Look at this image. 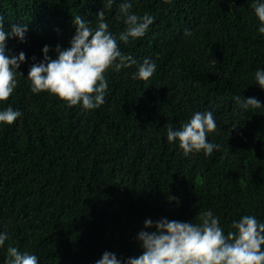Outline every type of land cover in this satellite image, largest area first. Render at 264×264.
<instances>
[{
  "label": "trees",
  "instance_id": "16d2710c",
  "mask_svg": "<svg viewBox=\"0 0 264 264\" xmlns=\"http://www.w3.org/2000/svg\"><path fill=\"white\" fill-rule=\"evenodd\" d=\"M119 2L0 0L5 29L27 25L23 41L5 44L25 60L0 101L21 112L0 122V230L9 233L0 264L9 243L35 253L38 264H94L105 250L138 256L145 218L185 221L211 208L225 231L242 214L264 220V110L233 100L255 96L264 108L253 79L264 67V34L250 0H132L131 10L153 22L143 36L117 43L137 62L154 60L149 78H133L134 64L106 68L105 102L83 111L47 90L31 92L25 77L42 46L54 58L55 45L66 47L75 31L74 17L94 26L98 10L118 33ZM205 109L216 121L206 139L220 148L184 156L166 129Z\"/></svg>",
  "mask_w": 264,
  "mask_h": 264
},
{
  "label": "clouds",
  "instance_id": "9594fccd",
  "mask_svg": "<svg viewBox=\"0 0 264 264\" xmlns=\"http://www.w3.org/2000/svg\"><path fill=\"white\" fill-rule=\"evenodd\" d=\"M112 3L113 0H103L104 7ZM249 6L259 21L257 32L264 34V0H250ZM131 8L132 0H120L118 3L115 18L122 19L124 25L118 33L109 29L103 10L97 11L94 26L76 15L72 21L75 31L68 45L61 47L56 44L54 58L48 55L49 45H43L42 59L28 67L25 78L30 82L31 92L47 90L63 98L67 105L79 103L83 111L95 109L105 102L108 87L104 75L106 68L119 71L134 64L135 70L130 73L133 78H149L156 68L154 60L144 57L137 62L118 47V40L126 43L130 38L143 36L153 22L154 17L148 12L137 14ZM26 29L24 23H11L5 29L3 18H0V101L13 92L17 85L15 77L20 74L18 66L25 60L22 50L16 55L6 53V37L23 41ZM189 31L185 29L186 34ZM253 79L264 89V67L254 70ZM233 100L239 109L264 110L255 96L234 95ZM20 116V110L10 104L0 108V122L11 124ZM215 128L211 110H194L178 127H167L166 139L168 142L176 140L184 156L200 150L208 155L220 148L218 143L206 139V133ZM168 199L174 197L169 195ZM219 220L211 208L203 209L196 213L195 219L185 221L167 217L145 218L144 227L136 234L143 249L138 256L118 258L114 252L105 250L94 264H264V220L252 214H242L231 220L228 231ZM8 236L6 230H0V246L5 245ZM3 264H38V256L20 251L9 243Z\"/></svg>",
  "mask_w": 264,
  "mask_h": 264
}]
</instances>
